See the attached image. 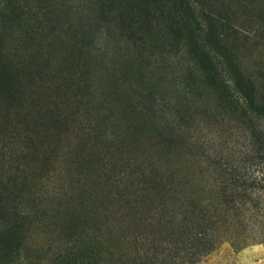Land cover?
Wrapping results in <instances>:
<instances>
[{
    "label": "rangeland",
    "instance_id": "obj_1",
    "mask_svg": "<svg viewBox=\"0 0 264 264\" xmlns=\"http://www.w3.org/2000/svg\"><path fill=\"white\" fill-rule=\"evenodd\" d=\"M17 2L19 21L0 18V264H187L178 233L198 201L261 218L219 210V242L192 264H264V193L230 196L221 166L264 175V120L185 85L204 80L189 30L156 26L149 0ZM190 2L170 13L196 40L201 3L222 19L231 93L239 76L264 96V0Z\"/></svg>",
    "mask_w": 264,
    "mask_h": 264
},
{
    "label": "trees",
    "instance_id": "obj_2",
    "mask_svg": "<svg viewBox=\"0 0 264 264\" xmlns=\"http://www.w3.org/2000/svg\"><path fill=\"white\" fill-rule=\"evenodd\" d=\"M17 1L18 0H5V11L0 14L1 19L3 18L12 22L19 21L20 18L16 12L18 9L17 6L19 7V2ZM149 1L150 3H157L158 9L160 10V13L155 16L156 18L154 19L156 26L162 27L163 24L164 28H168L170 32L172 31L174 34L176 33L178 37L186 30H189L188 32L192 38L190 40L191 50L194 53V59L196 60V63L202 70L201 78L204 77V80L202 82L200 78L190 73L184 80V83H186L185 85L191 87V90L194 89L195 91H200L205 84L206 86H209L213 89L216 97V103L220 110H232L233 112L238 113L240 117H245L249 120H253V118L256 117L257 123L261 119L264 120V96H261V94L256 91V85L249 79L245 84V80L237 76V79L240 82L236 87V92L238 95H235L229 90L230 87L228 85V81L223 76L222 67L224 63L221 60L227 64L226 60L232 58L233 54L231 53L232 47L226 42L223 33H220L219 25L222 19L213 13H208L206 11L203 13V3H201V18L205 27L207 28V33L206 37L196 40L192 35L193 30L189 28L190 23L188 19L185 17L180 18L181 16L173 17V15L170 13L172 10L175 12H178L179 10L185 14L193 15L196 7L192 6L190 0ZM170 4L171 8H168L169 12L166 16L164 15V8L166 5L169 6ZM175 18L180 19L177 20ZM176 116L179 118L178 115ZM251 125L253 126L254 123L252 122ZM255 127L257 126L255 125ZM170 136L173 139L166 140L167 145H177L179 138H176V133H173V135L171 134ZM221 166L224 167V170H229L226 171V174H229V178L231 177L230 175L233 176L231 177V183L235 184V187L239 188L230 190V196L236 194L237 197H246V192L248 191L250 194H256V196L261 199V193H264V191H261L263 189H261V186H258L257 184L264 182V175L258 177L255 174V171H249L250 167H248L247 171L244 173L235 175L233 168L228 167L226 160L221 163ZM198 203L197 205L195 203L194 205L189 206L188 212L191 214V220L188 222L187 229L181 233H178V238L181 242L178 250L192 253V258L186 260L187 264L194 263L197 258L204 257L213 251L217 246L219 239L216 238L214 231L218 230V223L214 219L218 218L217 215L219 214V210H221V212H228L229 210L236 211L241 209L242 213L247 212V214L250 212V210H252L254 211V217L261 218V214L259 213L261 207H255L249 210V208H238V206H229L226 204L224 207L219 209L218 207H214L210 204L200 205ZM249 219L250 218L247 220L248 222L250 221ZM256 221L261 223L258 221V219H256Z\"/></svg>",
    "mask_w": 264,
    "mask_h": 264
}]
</instances>
